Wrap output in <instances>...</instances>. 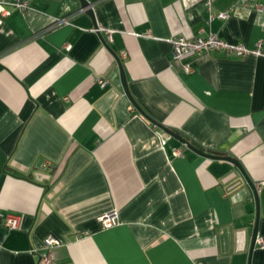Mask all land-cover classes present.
<instances>
[{
  "label": "crops",
  "instance_id": "1",
  "mask_svg": "<svg viewBox=\"0 0 264 264\" xmlns=\"http://www.w3.org/2000/svg\"><path fill=\"white\" fill-rule=\"evenodd\" d=\"M12 1L0 0V264H39L47 237L60 241L52 264H264V0ZM208 33L262 54L173 58L171 38ZM103 40L151 119L239 160L258 196L251 254V186L144 118Z\"/></svg>",
  "mask_w": 264,
  "mask_h": 264
},
{
  "label": "built area",
  "instance_id": "2",
  "mask_svg": "<svg viewBox=\"0 0 264 264\" xmlns=\"http://www.w3.org/2000/svg\"><path fill=\"white\" fill-rule=\"evenodd\" d=\"M208 8L211 4V0H205ZM28 0H15L9 2L8 4L18 8L25 9L28 6ZM4 4H0V15L8 14V11L4 8ZM228 12H218L217 14L210 13V19L221 18L226 19L228 17ZM109 34V31H107ZM170 43L172 45L173 58L176 60H184L186 57H191L194 55H199L202 53H208L211 51H221L226 54H237L246 56L249 54L260 55L262 54V44L261 42L256 43V47L252 50L245 48L243 45L230 44L227 41L219 38L213 33H208L205 36H196L193 38H186L184 36H176L171 38ZM183 70L185 72H190L193 69V61L185 60L182 63ZM103 84V81H99ZM175 155H180L181 152L178 149H174ZM100 225L102 228L112 227L118 222L117 212L112 210L110 212L104 213L99 218ZM20 218L17 215L8 214L4 218V225L9 229H14L19 226ZM260 245L264 248V239H261ZM44 245L48 250V253L40 258L39 264H52L53 258L50 251L60 245V241L54 237H47L44 240Z\"/></svg>",
  "mask_w": 264,
  "mask_h": 264
},
{
  "label": "water",
  "instance_id": "3",
  "mask_svg": "<svg viewBox=\"0 0 264 264\" xmlns=\"http://www.w3.org/2000/svg\"><path fill=\"white\" fill-rule=\"evenodd\" d=\"M81 7L85 8L87 6H89V2L87 0H79ZM88 11V13H91L90 9H86ZM100 35V34H99ZM104 45L110 50L107 42H105L103 40ZM111 51V50H110ZM112 52V51H111ZM117 64H118V68H119V73H120V80H121V84L122 87L124 89V92L126 94V96L128 97L129 101L131 102V104L136 108V110L144 117L146 118L148 121H150L151 123H153L154 125H156L158 128L162 129L163 131H165L166 133H168L170 136H172L173 138H175L176 140H178L180 143H182L183 145H185L187 148H189L190 150H192L193 152L204 156V157H208V158H212V159H223V160H227L229 162H231L233 165H235L239 171L241 172V174L244 176L245 180L248 182V184L251 186L253 193H254V197H255V202H256V215H255V222H254V227H253V231H252V241H251V245H250V253L252 252L253 248H254V244H255V239L257 237V232H258V221H259V205H258V196L254 187V184L251 182L250 178L247 176V174L245 173L244 168L242 167V165L240 164L239 160H237L236 158H233L231 156H227L221 152L218 151H212V150H206V148L204 146H202L201 144L190 140L189 137L185 134H183L181 131L179 130H172L169 129L163 125H161L160 123L155 122L153 119H151L142 109L141 107L135 102V100L132 98L128 86H127V80L125 77V73H124V69H123V65L121 63V60L119 59V57L112 52Z\"/></svg>",
  "mask_w": 264,
  "mask_h": 264
}]
</instances>
